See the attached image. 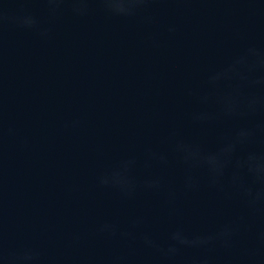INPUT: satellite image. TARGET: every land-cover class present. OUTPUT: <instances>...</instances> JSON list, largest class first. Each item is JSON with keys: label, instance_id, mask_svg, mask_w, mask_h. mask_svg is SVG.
<instances>
[{"label": "water", "instance_id": "obj_1", "mask_svg": "<svg viewBox=\"0 0 264 264\" xmlns=\"http://www.w3.org/2000/svg\"><path fill=\"white\" fill-rule=\"evenodd\" d=\"M0 264H264V0H0Z\"/></svg>", "mask_w": 264, "mask_h": 264}]
</instances>
